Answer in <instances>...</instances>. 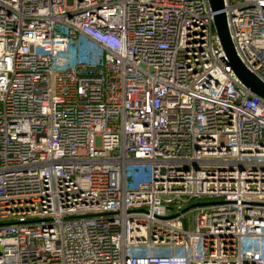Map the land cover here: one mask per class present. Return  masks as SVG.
Returning <instances> with one entry per match:
<instances>
[{
    "label": "built area",
    "instance_id": "2783aa9c",
    "mask_svg": "<svg viewBox=\"0 0 264 264\" xmlns=\"http://www.w3.org/2000/svg\"><path fill=\"white\" fill-rule=\"evenodd\" d=\"M223 5L264 83V0ZM227 61L209 0H0V264H264V99Z\"/></svg>",
    "mask_w": 264,
    "mask_h": 264
},
{
    "label": "water",
    "instance_id": "95a60500",
    "mask_svg": "<svg viewBox=\"0 0 264 264\" xmlns=\"http://www.w3.org/2000/svg\"><path fill=\"white\" fill-rule=\"evenodd\" d=\"M209 4L213 12L214 28L228 59V64L247 88L264 99V83L245 68L234 52L226 26L223 0H209Z\"/></svg>",
    "mask_w": 264,
    "mask_h": 264
},
{
    "label": "rangeland",
    "instance_id": "374dc122",
    "mask_svg": "<svg viewBox=\"0 0 264 264\" xmlns=\"http://www.w3.org/2000/svg\"><path fill=\"white\" fill-rule=\"evenodd\" d=\"M159 251H160V253H162V254H168V253H169V250H168L167 248H165V247H161V248L159 249Z\"/></svg>",
    "mask_w": 264,
    "mask_h": 264
}]
</instances>
